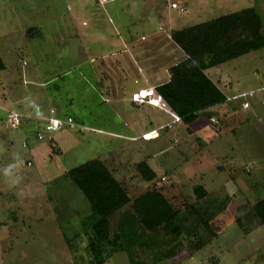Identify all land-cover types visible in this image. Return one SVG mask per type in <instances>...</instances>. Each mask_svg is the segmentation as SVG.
<instances>
[{
	"label": "rangeland",
	"instance_id": "rangeland-1",
	"mask_svg": "<svg viewBox=\"0 0 264 264\" xmlns=\"http://www.w3.org/2000/svg\"><path fill=\"white\" fill-rule=\"evenodd\" d=\"M196 1L185 13L174 10L180 22L170 28L203 23L254 0H211L214 6ZM90 3L0 0V264L180 262L140 253L134 243L140 231L127 206L112 217L108 242L93 239L91 208L67 172L94 158L104 160L118 180L130 179L132 195L155 186L177 209L195 200L196 185L208 191L205 199L231 197L218 218V238L179 264H264V232L254 227L246 234L235 224L264 197V49L211 69L230 99L204 111L191 132L167 114L163 121L178 124L159 131L160 139L119 138L116 134L128 130L131 111L119 109L121 115L104 103L102 58L96 55L102 47L84 35L92 28L89 13L102 7ZM260 12L264 21V9ZM101 22L94 34H109ZM28 29L38 33L30 38ZM176 51L169 63L181 55ZM122 97L126 101L131 92ZM13 113L20 115L16 127L7 122ZM50 117L70 119V126L46 131ZM141 161L156 172L154 184L137 175L134 167Z\"/></svg>",
	"mask_w": 264,
	"mask_h": 264
},
{
	"label": "trees",
	"instance_id": "trees-1",
	"mask_svg": "<svg viewBox=\"0 0 264 264\" xmlns=\"http://www.w3.org/2000/svg\"><path fill=\"white\" fill-rule=\"evenodd\" d=\"M36 33L34 29L27 30L30 38ZM169 35L186 58L168 68L167 82L156 86L155 91L191 132V126L204 111L228 102L207 70L264 49L262 18L256 8L248 7L190 27L172 29ZM134 168L141 181L155 183L157 174L146 161ZM67 175L91 208L88 223L93 239L108 242L112 217L127 206L140 231L135 246L147 259L152 255L154 261L177 258L181 263L182 258L201 252L220 235L218 218L232 203L230 196L221 201L205 199L208 191L201 185L192 189L195 200H185L181 209L175 208L155 186L132 195L130 179L118 180L100 158L71 168ZM235 222L243 233L248 234L254 227L264 232V197L256 198Z\"/></svg>",
	"mask_w": 264,
	"mask_h": 264
},
{
	"label": "crops",
	"instance_id": "crops-1",
	"mask_svg": "<svg viewBox=\"0 0 264 264\" xmlns=\"http://www.w3.org/2000/svg\"><path fill=\"white\" fill-rule=\"evenodd\" d=\"M89 1L90 5L95 4L102 7L100 10L96 7L94 10L90 8L87 11L89 13L92 10L89 13L90 21L92 17V28L90 27L91 31L84 35L87 38L92 36L91 45L97 44L102 47L96 55L99 58L108 59L107 62L100 60L102 61L100 66L102 71L99 73L102 79L100 88L103 90L104 97L108 99L104 103L108 108L111 107L120 114L119 109L127 108L131 111L129 116L131 119L127 118L128 130L121 131L125 134H116L117 137L124 139L134 137L133 139L137 140L141 139V136L149 135L150 138L143 137L146 142L160 139L162 134L159 131L178 123L163 121L164 115L168 116L167 113L147 105H135L129 100L130 98L125 101L122 94L125 90L132 94L138 88L155 90L156 86L167 82L168 68L186 58L169 35V31L172 30L171 25L180 22V17L174 15L173 12L175 10L180 14L185 13L186 9H190L197 1L165 0V5L163 0H86L87 3ZM208 2L214 6L211 0ZM197 5L198 10L201 11L203 6ZM250 7L256 8L260 14L261 9H264V0H254ZM260 16L262 18L261 14ZM103 20L106 25L104 28L110 33L94 34L95 30H100L99 26L102 25ZM262 30L264 31L263 19ZM139 33L143 34L140 38L137 37ZM176 50H180L181 55L178 59L176 58L175 63H169L172 55L177 52ZM159 60L164 61L163 63L168 62L163 65ZM92 61L93 59L90 60ZM207 74L225 94V87L220 86L221 81L216 79L215 72L209 69ZM227 99L230 98L227 97Z\"/></svg>",
	"mask_w": 264,
	"mask_h": 264
},
{
	"label": "built area",
	"instance_id": "built-area-1",
	"mask_svg": "<svg viewBox=\"0 0 264 264\" xmlns=\"http://www.w3.org/2000/svg\"><path fill=\"white\" fill-rule=\"evenodd\" d=\"M130 100L133 104L142 106L147 105L152 108H155L159 111L169 114L175 122L180 121L179 117L172 113L166 103L163 101L162 97L156 93L153 88H138L136 89L130 97ZM53 113V112H51ZM7 122L12 126L16 127L20 124V115L13 113L8 116ZM70 119L65 121H59L56 118H48V123L45 125L46 131L54 132L58 129L61 124H66L70 126ZM38 138L41 139L38 134Z\"/></svg>",
	"mask_w": 264,
	"mask_h": 264
},
{
	"label": "clouds",
	"instance_id": "clouds-1",
	"mask_svg": "<svg viewBox=\"0 0 264 264\" xmlns=\"http://www.w3.org/2000/svg\"><path fill=\"white\" fill-rule=\"evenodd\" d=\"M7 174H8V172H7V170H5V175L7 176Z\"/></svg>",
	"mask_w": 264,
	"mask_h": 264
}]
</instances>
